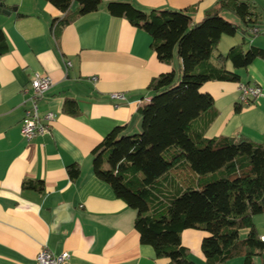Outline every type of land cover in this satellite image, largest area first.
Here are the masks:
<instances>
[{
    "label": "crops",
    "instance_id": "obj_1",
    "mask_svg": "<svg viewBox=\"0 0 264 264\" xmlns=\"http://www.w3.org/2000/svg\"><path fill=\"white\" fill-rule=\"evenodd\" d=\"M3 1L12 13L0 11V32L8 45L0 53V264H38L37 255L45 247L57 254L69 251L71 264H171L141 243L134 225L137 211L95 175L93 149L117 126L127 125V133L141 130L138 109L152 98L148 86L161 73L179 71L177 54L171 63L159 60L152 36L112 15L107 8L111 0H102L96 11L78 16L58 35L55 20L64 13L49 0ZM117 1H130L146 12L187 11L196 23L220 0ZM250 1L262 15V33L251 44L264 48V0ZM78 6L73 2L71 9ZM223 14L240 23L233 13ZM243 40L241 31L223 35L218 52L228 53ZM66 61L72 63L69 69ZM226 66L235 70L231 61ZM238 72L240 81L214 80L203 86L218 112L205 137L245 135L264 143V96L236 109L241 83L264 90V59ZM36 73L53 80L39 106L41 113L52 111L55 121L51 134L27 141L21 133L23 89ZM114 93L124 98H114ZM68 98L77 100V115L64 111ZM73 163L81 168L76 180L67 171ZM25 179L42 180L44 190L23 187ZM253 219L263 237L264 213ZM207 235L194 228L182 232L183 244L199 264H208L202 250ZM227 264H244V258Z\"/></svg>",
    "mask_w": 264,
    "mask_h": 264
},
{
    "label": "trees",
    "instance_id": "obj_2",
    "mask_svg": "<svg viewBox=\"0 0 264 264\" xmlns=\"http://www.w3.org/2000/svg\"><path fill=\"white\" fill-rule=\"evenodd\" d=\"M49 1L64 13L55 20L57 35L102 2ZM73 2L79 5L76 10ZM0 4L7 8L3 0ZM107 8L147 31L159 60L171 63L177 54L180 69L161 73L149 84L152 98L138 109L139 132L117 126L93 149L95 175L137 211L134 225L141 243L151 245L157 257H167L171 264H199L182 242V232L194 228L208 232L202 241L208 264H227L235 257L259 264L264 240L253 218L264 213V143L245 135L205 137L218 112L213 95L202 88L214 80L240 81L238 70L264 59V48L251 44L262 33L252 32L260 29V11L250 0H220L195 23L187 11L146 12L130 1L111 0ZM226 11L240 23L225 17ZM238 31L244 40L228 53L218 52L221 37ZM7 50L0 32V53ZM228 61L234 71L227 69ZM243 106L239 101L237 111ZM64 111L77 115V100L68 98ZM67 171L73 180L81 174L77 163ZM23 187L42 191L44 182L25 179ZM242 230L247 231L244 237Z\"/></svg>",
    "mask_w": 264,
    "mask_h": 264
},
{
    "label": "built area",
    "instance_id": "obj_3",
    "mask_svg": "<svg viewBox=\"0 0 264 264\" xmlns=\"http://www.w3.org/2000/svg\"><path fill=\"white\" fill-rule=\"evenodd\" d=\"M252 32H262L259 28H254ZM72 63L66 61V68L69 69ZM93 77V80H96ZM53 85L51 76L44 73H36L28 86L23 89L25 99L24 115L22 119L21 133L27 140H33L39 136L51 134L53 123L55 121V114L52 111L41 113L39 102L50 90ZM114 98H124L122 93H114ZM264 96V90L258 85L240 84L239 101L244 105L253 104L258 98ZM264 240V236L262 237ZM38 264H71V253L63 251L59 254L54 253L48 248H43L37 255Z\"/></svg>",
    "mask_w": 264,
    "mask_h": 264
},
{
    "label": "water",
    "instance_id": "obj_4",
    "mask_svg": "<svg viewBox=\"0 0 264 264\" xmlns=\"http://www.w3.org/2000/svg\"><path fill=\"white\" fill-rule=\"evenodd\" d=\"M12 10H17V7H13ZM0 11L6 14H11L12 11L0 4Z\"/></svg>",
    "mask_w": 264,
    "mask_h": 264
},
{
    "label": "rangeland",
    "instance_id": "obj_5",
    "mask_svg": "<svg viewBox=\"0 0 264 264\" xmlns=\"http://www.w3.org/2000/svg\"><path fill=\"white\" fill-rule=\"evenodd\" d=\"M239 90H240V87H239Z\"/></svg>",
    "mask_w": 264,
    "mask_h": 264
}]
</instances>
